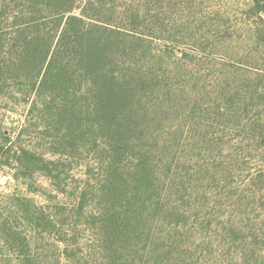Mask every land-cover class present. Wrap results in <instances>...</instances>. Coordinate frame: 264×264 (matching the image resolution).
Masks as SVG:
<instances>
[{
  "label": "rangeland",
  "instance_id": "1",
  "mask_svg": "<svg viewBox=\"0 0 264 264\" xmlns=\"http://www.w3.org/2000/svg\"><path fill=\"white\" fill-rule=\"evenodd\" d=\"M72 2L69 65L0 72V264H264V0Z\"/></svg>",
  "mask_w": 264,
  "mask_h": 264
},
{
  "label": "trees",
  "instance_id": "2",
  "mask_svg": "<svg viewBox=\"0 0 264 264\" xmlns=\"http://www.w3.org/2000/svg\"><path fill=\"white\" fill-rule=\"evenodd\" d=\"M26 2L29 5L24 4L25 7L21 10V18L23 19L26 12L30 13L32 19L28 20L27 23L31 24L34 30L26 31L24 26H20L18 37L22 40L20 44L23 49L18 54L10 57L9 60L0 59V72L5 68L16 70L23 65H27V68L32 70L38 69V73L47 70V75L40 81L43 90L44 83L47 82L49 77H52L49 74L58 68H62V71L70 63L69 54L62 53L60 47L64 44L67 51L71 48L67 41L79 35V30H76L74 25L79 22L84 23L86 17H92L89 16L86 7H79L72 0H27ZM90 4L92 3L90 2ZM37 8L49 11L50 16H41V14L35 12ZM77 10L80 12L78 13ZM27 32H29V35H25ZM78 41H75V43H78ZM75 46H72V48L77 52V60L84 71H92L95 66L99 65L102 60L99 59L102 58L101 49L95 50L93 54L95 52L99 54L93 57V54L91 55L92 50H76L81 47Z\"/></svg>",
  "mask_w": 264,
  "mask_h": 264
}]
</instances>
